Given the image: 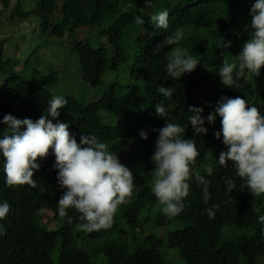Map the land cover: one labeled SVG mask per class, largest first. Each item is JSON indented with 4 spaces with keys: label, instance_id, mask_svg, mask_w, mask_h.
I'll use <instances>...</instances> for the list:
<instances>
[{
    "label": "trees",
    "instance_id": "obj_1",
    "mask_svg": "<svg viewBox=\"0 0 264 264\" xmlns=\"http://www.w3.org/2000/svg\"><path fill=\"white\" fill-rule=\"evenodd\" d=\"M10 1L0 0L3 11ZM34 2L32 10L19 2L9 20H38L39 29L25 44L26 55L6 58L4 46L12 40H0V120L11 114L35 121L45 114L53 96L62 95L68 103L60 119L69 124L77 142L81 133L98 137L133 171L136 187L131 201L118 207L111 228L88 233L79 230L82 221L74 209H68L71 222L58 214L63 189L51 149L46 158H38L41 168L34 172V189L7 185L0 157V201L11 205L0 221L4 232L0 264H93L98 256L108 264H174L164 258L163 249L177 251L185 264H264V222L260 219L264 194L250 192L231 161L228 166L218 163L220 152L227 151L223 138L217 140L214 135L221 128L219 117L214 124H205L206 135H194L190 124L185 130V138L195 140L200 155L190 166L184 211L166 216L151 190L155 166L151 156L158 138L153 129L165 126L155 113L157 103L163 102L172 122L182 126L191 115L189 106L203 108L207 117L222 96L245 98L264 114V69L258 77H242L234 88L224 86L218 75L225 60L237 62L250 37L247 28L254 0H151V7L145 0H65L61 7L57 0ZM165 9L169 12L167 32L148 22L150 15ZM137 15L144 16L143 26L135 24ZM178 28L185 33L180 47L201 64L176 80L165 67L171 48L158 50L157 45ZM85 29L88 37L79 40L78 31ZM220 38L231 41V47H218ZM55 48L59 54L42 59L41 52L52 55ZM70 65L79 71L73 76L81 78L74 87L60 91ZM107 81L111 82L108 86ZM160 86L176 89L172 101L158 92ZM90 92L97 101L82 104ZM142 130L148 139L141 138ZM6 132L0 124V134ZM209 167L211 175L206 171ZM197 175L208 182L207 200ZM228 180L234 183L232 191ZM209 210L214 213L211 218ZM54 222L56 226L48 228ZM169 227L173 229L164 236L160 230ZM82 238L94 242L82 249L78 246Z\"/></svg>",
    "mask_w": 264,
    "mask_h": 264
},
{
    "label": "clouds",
    "instance_id": "obj_2",
    "mask_svg": "<svg viewBox=\"0 0 264 264\" xmlns=\"http://www.w3.org/2000/svg\"><path fill=\"white\" fill-rule=\"evenodd\" d=\"M145 3L151 7V0H145ZM249 14L252 19L247 31L250 29L251 34L236 56L237 62L225 60L218 72L221 83L228 88L237 87L246 75L258 77L264 69V0H254ZM148 22L167 32L169 12L166 9L155 12L148 17ZM145 23L143 15L135 17V24L143 26ZM184 38L185 33L178 28L157 45L158 50L165 46L171 48L165 67L167 74L176 80L192 73L201 64L187 49L180 47ZM218 47L228 49L231 41L220 38ZM158 92L172 101L176 89L160 86ZM67 103L64 96H53L48 101L45 114L35 121L19 119L11 114L0 120L7 129L6 134H0L5 183L36 188L34 172L41 168L38 158H46L51 149L55 156L53 167L57 170V181L63 189L57 203L59 216L67 217L71 222L68 209H74L82 221L78 225L79 230L88 233L107 230L113 225L118 207L129 203L133 197L136 187L134 174L95 135L81 133L77 142L76 134L69 131V124L60 119L61 110ZM203 111L201 107L189 106L191 115L188 123L182 126L172 122L163 102L155 105V113L165 120V126L153 129L158 132V138L151 156L155 165L151 190L166 216L176 217L184 211V201L190 193V166L200 155L195 140L185 138L186 128L190 124L194 135H206L208 128L205 124H214L217 117L221 128L214 135L217 140L222 137L227 147V151L220 152L218 163L228 166L231 161L244 186L252 193L264 194V114L240 96H222L207 117ZM140 136L148 139L146 131L142 130ZM206 171L211 175L213 169L209 167ZM196 179L204 185V199L207 200L208 182L203 176L197 175ZM226 185L229 191L233 190V181H226ZM10 209L7 201H0V221L7 217ZM209 216H214L211 210ZM260 219L264 222V216ZM3 234V225L0 224V235Z\"/></svg>",
    "mask_w": 264,
    "mask_h": 264
},
{
    "label": "rangeland",
    "instance_id": "obj_3",
    "mask_svg": "<svg viewBox=\"0 0 264 264\" xmlns=\"http://www.w3.org/2000/svg\"><path fill=\"white\" fill-rule=\"evenodd\" d=\"M64 1L65 0H57L58 6L61 7ZM19 2L22 4V7L26 10H32L35 8L34 0H11L10 6L6 11H3L4 7L2 6V4H0V10H2V14H0V40H5L7 38H11L12 40L11 42L10 41L7 42V44H5L4 46L6 58L19 57L20 55H26L27 50L25 49V44L28 42L29 38L31 37L32 32L39 29L38 20L37 18H34V17H31L25 21H19V22L9 21L10 15H12V13L13 14L15 13V7ZM95 30L96 29L93 30L94 33H96ZM88 35H89L88 29L78 31L79 40L86 39ZM33 49H35V47ZM41 54H42L43 60H46L47 58H48L47 60H51L50 58H54L55 54H59V51L58 49H56V52H54L52 55L47 54L45 51L41 52ZM71 62L74 63L75 60L72 59ZM230 63H234V62L231 61ZM69 70H71V72L67 74L68 79L67 80L65 79L66 80L65 85L60 89V91L67 89L68 86L74 87L76 81L78 80V77L81 78L79 74L77 77L73 76L79 73V71H77L75 67H72L70 65V67H67L65 69V73H68ZM110 83L111 82L107 81L106 86H108ZM97 99L98 97L95 95V93L90 92L88 96L83 100L82 104L89 105V104L96 102ZM154 167L155 166H153V168ZM48 226H49L48 228L52 229L56 226V223L54 222L52 224H49ZM171 229H173V227L171 228L169 227L166 230H160V232H162L163 235L165 236ZM160 232L158 233V235L162 236L161 235L162 233ZM82 237H84V235H82ZM93 242L94 241L82 238L79 240L78 246L79 248L84 249L90 246ZM162 254L164 255V258L167 261H173L174 264H185V262L180 259L178 252L175 250L163 249ZM93 264H108V262L105 260L103 256H98L96 259H94Z\"/></svg>",
    "mask_w": 264,
    "mask_h": 264
}]
</instances>
